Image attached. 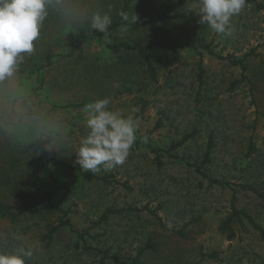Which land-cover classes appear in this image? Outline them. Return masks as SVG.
Masks as SVG:
<instances>
[{
  "label": "rangeland",
  "instance_id": "374dc122",
  "mask_svg": "<svg viewBox=\"0 0 264 264\" xmlns=\"http://www.w3.org/2000/svg\"><path fill=\"white\" fill-rule=\"evenodd\" d=\"M162 3L178 10L158 21ZM63 7L107 12L119 26L108 44L90 25L69 28L50 13L17 76L0 82V202L19 212L18 223L0 217V252L29 248L26 264L132 263L138 256L137 264H264V238L244 217L233 222L231 241L219 229L235 209L264 231V0H246L229 20V35L199 23L197 0H65ZM148 42L180 46L177 56L156 52V82L107 48ZM187 45L200 47L202 75ZM103 98L135 121L136 142L124 164L93 173L75 163L89 131L81 109ZM58 118L64 132L45 150L38 125ZM210 137L211 162L203 164ZM250 145L258 153L247 158ZM39 187L71 211L73 231L49 245L40 241L46 222H35ZM111 207L123 213L100 223Z\"/></svg>",
  "mask_w": 264,
  "mask_h": 264
},
{
  "label": "clouds",
  "instance_id": "9594fccd",
  "mask_svg": "<svg viewBox=\"0 0 264 264\" xmlns=\"http://www.w3.org/2000/svg\"><path fill=\"white\" fill-rule=\"evenodd\" d=\"M200 6V24H206L216 33L229 35L228 23L233 15L239 14L246 0H197ZM65 0H0V82L10 81L17 76L25 54L34 52V41L50 13L58 14L62 23L69 28L86 25L102 33V39L110 44L108 29L112 24L109 13L88 10L87 13H68L63 5ZM124 21L129 14L121 11ZM67 17V18H65ZM137 20L136 15L132 17ZM109 98L96 99L83 106L81 111L87 116V135L80 141L75 163L81 169L97 173L109 171L125 163L130 149L136 142V124L120 111H111ZM40 139L46 141L48 150L64 132V125L58 118L49 122L47 128L38 125ZM51 129V130H49ZM145 142L147 138H144ZM33 252L24 246L10 253L0 252V264H26Z\"/></svg>",
  "mask_w": 264,
  "mask_h": 264
},
{
  "label": "trees",
  "instance_id": "16d2710c",
  "mask_svg": "<svg viewBox=\"0 0 264 264\" xmlns=\"http://www.w3.org/2000/svg\"><path fill=\"white\" fill-rule=\"evenodd\" d=\"M162 11L161 16L158 19V21H164L168 20L169 18L173 17L178 8L177 5H167L162 3L161 5ZM177 17H186V14H177L175 15ZM121 21V20H120ZM157 21V22H158ZM144 25L141 23H131V25ZM119 26V21L116 23H113L110 25L108 32H113L116 30V28ZM101 38V37H100ZM101 42L102 39H101ZM189 49H192L199 57L200 61L198 64L200 75H202L203 69H202V53L199 51L200 47H193V45H187ZM108 50L115 56H123L119 57L121 58V61L124 62V64H128L129 67H138L142 68L143 72L146 73L147 77L153 81H157V70H156V64L157 62H160L161 59L156 56V52L158 51H164L167 53H173L175 56H177V51L180 48V46H177L175 44H170L168 42H148L147 44H136L131 45L129 43H120L118 45H107ZM204 48V47H201ZM209 52V51H207ZM123 54V55H122ZM231 64L234 66H238L242 71L246 70V65H244L242 62L235 61L234 59L231 60ZM238 82L235 81L231 84V90L236 88ZM147 103L144 101L141 110H144ZM194 137V133H190L185 135L179 142L174 143L171 145V150H176L179 147L183 146L187 141L191 140ZM214 148L212 137L209 138L207 142L206 151L203 155V164L210 163V154L211 150ZM258 153V149L255 148V146L250 145L249 151L247 154V158H250L252 154ZM158 166H162V161L158 158L156 159ZM81 176L87 178V179H95V180H102L104 182H107L106 178L98 179L95 175L90 173H83L80 172ZM38 191L40 193V201L38 202L36 206V210L38 211V220L35 221L36 224L39 222H46V226L48 229L47 231L42 235L40 241L46 242V245H49L53 242V238L55 235H58L63 230H69L73 231V226L70 222L69 216L71 214L70 209H64L59 204L55 203L52 198L50 192L43 188L39 187ZM123 213L122 209H115V208H107L102 216L100 217V223L108 222L109 218L111 216H117ZM0 217L5 218L9 220L10 223H18L19 221V212L13 205H8L0 202ZM56 217V221L51 222L49 221V218ZM241 217H244L250 225L253 226V228L257 229L261 232L262 237L264 238V231L261 227H259L251 217L240 213L237 210H233L232 214L228 216L220 225L219 229L220 231L226 236L228 241L233 240L235 234L232 229V224L234 221L240 220ZM174 234H177L179 236H182L183 233L179 231H174L173 229H169ZM150 246V245H149ZM88 252L92 251L91 247H85ZM150 248H152L150 246ZM139 256L132 262V263H126L124 261H118V259H114L117 264H137L138 263Z\"/></svg>",
  "mask_w": 264,
  "mask_h": 264
},
{
  "label": "crops",
  "instance_id": "0c3cea01",
  "mask_svg": "<svg viewBox=\"0 0 264 264\" xmlns=\"http://www.w3.org/2000/svg\"><path fill=\"white\" fill-rule=\"evenodd\" d=\"M8 109L9 110H11V106L10 105H8ZM14 109H16V105H14ZM3 111V106L1 105V103H0V112H2ZM1 114V113H0ZM8 115L9 116H12L11 114H10V112L8 113Z\"/></svg>",
  "mask_w": 264,
  "mask_h": 264
}]
</instances>
